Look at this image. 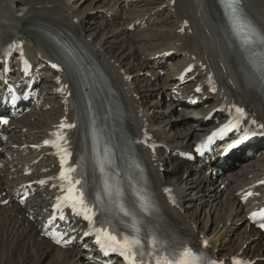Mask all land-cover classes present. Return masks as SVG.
I'll list each match as a JSON object with an SVG mask.
<instances>
[{
  "label": "bare ground",
  "instance_id": "bare-ground-1",
  "mask_svg": "<svg viewBox=\"0 0 264 264\" xmlns=\"http://www.w3.org/2000/svg\"><path fill=\"white\" fill-rule=\"evenodd\" d=\"M87 1L0 0V46L21 41L31 61L42 66L52 59L48 44L53 37L76 41L105 72L118 94L125 128L146 163L153 190L171 226L195 246L205 243L218 261L243 259L264 264V241L246 219L252 204L263 203L264 189L241 205V196L233 187L244 189L254 183L246 176L240 178L242 171L224 168L227 177L217 176L213 181L216 165L199 161L189 164L174 154L188 151L204 135L194 129L211 127L214 117H223L218 108L235 99L245 105L250 118L264 125V104L245 88L241 63L235 62L237 54L228 50L233 43L222 38L216 0H102L107 1L104 10L93 16L88 15L92 2L85 5ZM242 2L246 15L264 32V0ZM129 26L134 27L133 32ZM188 65H193L195 72L188 84L177 87L175 77ZM160 70H164V79L156 84ZM59 78L44 75L38 86V109L26 108L19 119L0 126V135L11 141L0 146L5 155L0 204L8 200L5 207L0 205V264H39L44 258L47 264H91L81 259L83 255L76 247L57 248L40 238L37 230L40 218L50 214L54 196L49 186L53 184L55 163L43 141L73 118V98L56 93ZM208 78L214 81L215 94L209 93ZM197 89L202 90L201 95L195 94ZM174 91L177 96L207 97L210 101L196 109L174 112L175 105L161 99ZM45 106L51 108L43 110ZM178 112L182 129L172 123L171 116ZM198 115L206 120H199ZM144 136L150 138L146 146ZM249 152L243 158H251ZM259 153L256 151V156ZM158 154L167 160L161 163ZM256 160L255 165H264V154ZM25 167L33 170L31 175L23 176ZM161 168L167 173H161ZM190 174L193 176L187 178ZM41 179L46 186L37 188L23 207L13 201L16 188ZM166 187L171 188L169 194ZM200 198L206 203L203 208L197 205ZM201 210L207 213L204 220L199 216Z\"/></svg>",
  "mask_w": 264,
  "mask_h": 264
},
{
  "label": "snow or ice",
  "instance_id": "snow-or-ice-1",
  "mask_svg": "<svg viewBox=\"0 0 264 264\" xmlns=\"http://www.w3.org/2000/svg\"><path fill=\"white\" fill-rule=\"evenodd\" d=\"M239 0H229L228 6L232 8L233 10V16L236 20L237 24H240L242 27L248 28L249 32L246 33V42L252 43L253 38H255V42H259L261 44H264V36L259 34L255 31V29H251L250 25H244L241 23L239 15L237 13V10L235 8V5L238 4ZM188 71H191L189 68ZM199 91V89H197ZM237 112L243 115L242 110L237 109ZM4 123H7V121H4ZM74 125L61 123L59 125V129H63L65 127L71 128ZM261 127H264V125H261ZM224 129L220 130V133H214L213 135L222 134ZM52 135L55 137V140L45 141V144L51 145L53 148H58L60 153H64L63 155H60L61 160V166L63 168L64 164L66 163V157L70 155V153H67L66 150L61 147L59 141H62L64 139L63 134L60 131L52 133ZM211 139V137H209ZM69 172H74V168H69ZM59 179L63 181H67L68 188L67 193L68 195L65 197L66 206L71 207L73 212L80 215L82 214L84 219L89 222V224L92 223V209L88 207V205L85 203L84 193L82 191H79L76 189V185L80 183L79 179H73L71 175H66L64 171H61ZM41 184L45 183V181H40ZM107 191V186H106ZM110 194V193H109ZM145 210L147 209V206L142 204L141 205ZM120 211L123 212L125 216L130 215L127 211L124 210V208L121 206ZM256 214H253L255 216ZM133 231L139 232V228L135 226V222L133 223ZM259 227L264 228V223H261ZM57 243L60 241L57 240ZM97 243L102 248H110L112 251L119 252V254L127 261V264H145V261L143 259L145 253L143 251V245L141 242V239H139L136 236H123L122 238H118L117 235L111 234L107 232L106 230L97 229ZM152 247L155 250L157 247V241L153 240ZM107 255V252H105ZM149 257H153V253H148ZM155 259V264H201L202 256L197 255L193 253L191 249L185 248L182 252L178 254V256L166 258L162 255H155L153 257ZM233 264H242V261L234 259Z\"/></svg>",
  "mask_w": 264,
  "mask_h": 264
},
{
  "label": "rangeland",
  "instance_id": "rangeland-1",
  "mask_svg": "<svg viewBox=\"0 0 264 264\" xmlns=\"http://www.w3.org/2000/svg\"><path fill=\"white\" fill-rule=\"evenodd\" d=\"M90 2H92V10L88 13V15L89 16H93L94 14H101L102 13V11L104 10V5L107 3V1L106 2H103L102 0H89V1H87L86 3H85V5L87 4V3H90ZM101 3H103V4H101ZM105 3V4H104ZM84 5V6H85ZM99 6V7H98ZM125 10H127V8H124ZM124 11V10H123ZM121 12V15H123L124 14V12ZM98 19H96L95 21H97ZM156 21V20H155ZM155 21H153L152 23L150 22V26H151V24H153ZM132 32V31H131ZM162 76V74H159L158 75V79H157V81H156V84H161L162 83V80L164 79V77L162 78L161 77ZM161 99H162V101L164 102V103H169L170 101H168V99L166 98V96H164L163 95V97L161 96ZM45 109L44 110H46L48 107H44ZM48 110V109H47ZM175 108H174V112H175ZM172 117V120H173V124H174V127L176 128V129H178V127H176V126H178V124H179V129H182V125H181V122H179L178 120L180 119L179 117H181L180 116V113L178 112V113H173V115L171 116ZM9 124V123H8ZM8 126V125H7ZM7 142H11L10 141V139L8 138V141ZM6 142V143H7ZM5 144V143H4ZM1 145H3V143H0V146ZM174 148V147H173ZM175 149V148H174ZM161 154H159L158 156H157V158H159L160 159V162L161 163H163L165 160H167V159H164L162 156H160ZM162 157V158H161ZM5 155H4V152H2V147H0V164H1V169H0V171H2L3 170V167L5 166ZM165 174L167 173V172H164ZM193 175L192 174H190V175H188L187 176V178H191ZM168 179V178H167ZM204 199V198H203ZM202 198H200L199 199V202L197 203V205H199L201 208H203L204 206H206V203L204 202V200H203ZM5 207V206H4ZM199 216H200V218L202 219V220H204L205 218H207V213H203V211L201 210V211H199ZM76 257H77V259L76 260H78L79 259V257L80 256H78V254L76 255ZM81 258H82V256H81ZM48 263V259L47 258H44L39 264H47Z\"/></svg>",
  "mask_w": 264,
  "mask_h": 264
}]
</instances>
